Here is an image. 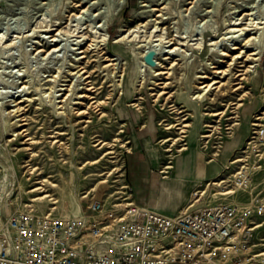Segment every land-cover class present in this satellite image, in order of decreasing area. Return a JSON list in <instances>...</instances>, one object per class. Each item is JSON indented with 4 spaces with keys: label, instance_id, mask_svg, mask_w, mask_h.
Here are the masks:
<instances>
[{
    "label": "rangeland",
    "instance_id": "1",
    "mask_svg": "<svg viewBox=\"0 0 264 264\" xmlns=\"http://www.w3.org/2000/svg\"><path fill=\"white\" fill-rule=\"evenodd\" d=\"M79 1L86 11L70 18ZM237 18L256 37L252 46L262 49V58L249 62L247 96L219 99L218 89L203 91L199 76L217 60L232 61L222 53L234 49ZM58 31L60 50H36ZM173 42L179 64L165 78L157 74L166 69L160 63L170 62ZM86 59L97 88L92 95L102 105L82 116L73 113L90 103L83 96L85 75L72 71ZM163 81L168 86L158 83ZM200 92L206 94L197 101ZM20 98H29L24 113L14 112ZM181 115L184 132L177 128ZM168 123L177 126L167 129ZM54 134L62 147L51 143ZM181 134L178 143L165 141ZM29 137L35 142H26ZM99 137L109 143L98 144ZM182 154H203L205 162H186ZM170 163L174 168L165 172ZM239 172L247 175L239 178ZM198 189L206 191L194 194ZM193 195L201 202L197 208L264 195V0H0V231L10 216L37 221L73 215L66 200L84 209L88 200L102 198L105 216L122 202L180 212ZM262 222L264 213H257L251 248L258 257L264 252Z\"/></svg>",
    "mask_w": 264,
    "mask_h": 264
},
{
    "label": "built area",
    "instance_id": "2",
    "mask_svg": "<svg viewBox=\"0 0 264 264\" xmlns=\"http://www.w3.org/2000/svg\"><path fill=\"white\" fill-rule=\"evenodd\" d=\"M104 206L93 197L81 218L7 217L0 264H264L251 248L264 195L173 213L132 202L102 216Z\"/></svg>",
    "mask_w": 264,
    "mask_h": 264
},
{
    "label": "bare ground",
    "instance_id": "3",
    "mask_svg": "<svg viewBox=\"0 0 264 264\" xmlns=\"http://www.w3.org/2000/svg\"><path fill=\"white\" fill-rule=\"evenodd\" d=\"M84 1V0H83ZM188 1V0H187ZM73 2V1H72ZM87 2V1H86ZM156 2V1H155ZM185 2V1H184ZM191 2V1H190ZM159 6V5H158ZM166 8V7H165ZM163 7H158L157 8V12L159 11V12H161V11H163ZM244 10V9H243ZM84 11H86L85 10V5H84V3L83 2H81V1H79V2H77V3H75L74 4V8H73V11H72V14H71V16H70V18H73L74 16L76 17H78L81 13H83ZM164 12V11H163ZM246 13V12H245ZM150 14V13H149ZM247 14H249V13H247ZM247 14H245V16L247 15ZM162 16V14L161 13H159L158 14V16L157 17H161ZM69 17V16H68ZM80 17V16H79ZM239 18H244V16H242V17H239ZM239 18H237L236 19V21L232 24V25H236L235 27H234V29H233V32H239V34L238 35H233V40H236L235 41V46L233 47L234 49L232 50V52H223L222 54H225L226 56H229V57H231V59H232V61H230V63H228V60H222V61H218L217 60V62H215V64L212 66V68H207L205 71H204V73L202 74V75H198L201 79V81H199L200 83H201V88L203 89V91H205V92H207V90H211L212 88H214V89H218V91H219V99H224V98H226V97H229V96H231L232 94H237V95H239L240 96V98H243V96H247L251 91H248V90H246V86H247V84H248V82L250 81V77L248 76L249 75V73H250V70H251V67H252V65H251V63L253 62V60H260L261 61V58H262V49L261 50H259L258 49V47L257 48H255V47H253L252 46V43H253V40L254 39H256V37H254L253 36V33L251 32V31H249V32H247V33H245L244 32V27H240L239 25H241L242 24V22H237V20L239 19ZM157 21H158V19H157ZM160 21V20H159ZM158 21V22H159ZM60 23V22H59ZM166 23V22H165ZM58 24V23H57ZM58 33H59V31L57 32V33H55V34H53V35H51L53 38H52V41H51V43H47V42H45V43H42L41 45H37L36 46V50H38V51H43V52H45V53H47V54H51V53H54V52H56L57 50H60L61 48H60V45H61V41L57 38V35H58ZM217 34V33H216ZM215 34V35H216ZM244 35V37L242 38V39H237V38H240L241 36H243ZM90 36V35H89ZM3 38V37H2ZM93 39V38H92ZM93 42H95V41H93ZM40 44V43H39ZM87 44H89L88 43V41H86L85 43H83L81 46H80V48H82L81 49V52L82 53H84V55H82L83 56V58H88V55H86V52H88L89 51V46H90V44L89 45H87ZM91 45H92V43H91ZM171 45V49H170V51L168 50V52L167 53H169L170 54V56H168L166 59H168V58H170V62L169 63H166V64H164V62H162V63H160L161 65V67L162 68H166V69H163V70H161L157 75H165V74H168L167 75V77H165V78H169L168 76H170V75H173V74H171L172 73V69H173V67H175V66H177L178 67V64H179V61L177 62V59H178V57L176 58V55H178L177 53H174V52H176L177 51V48H178V46L177 45H175V42H173L172 44H170ZM91 48H93V47H91ZM223 50H225V48H222ZM179 50V49H178ZM98 51H99V49H98ZM80 52V51H79ZM101 52V51H100ZM99 53V52H98ZM213 53V52H212ZM52 55H54V54H52ZM146 55H148V54H146ZM145 55V56H146ZM224 55V56H225ZM257 56L256 58L255 57H251V56ZM100 58V57H99ZM107 59H108V57H107ZM78 60V59H77ZM94 60V59H93ZM165 60V59H164ZM235 60V61H234ZM167 61V60H166ZM257 61H255L256 63H257ZM79 62H81V61H79ZM89 62H90V60L89 59H86L85 61L83 60L81 63H77L78 65L76 66V69H78L77 70V72H73L72 71V73L74 74V73H78V72H81L82 74H81V76H83V75H85V83H86V85L84 86V88H85V91L87 90V92L83 95L84 97H87V98H90V103H89V106H87V108H85V109H83L82 108V106L81 107H76L77 108V111H74V113L73 114H77V115H87V113H89V111H88V108H90V107H99L100 105H102V101H100L98 98H97V96H93L92 94L95 92V90L97 89L96 88V85H95V83H94V81H93V79H92V77H94V73H93V70H91V69H89ZM102 62V61H101ZM233 62H235V65H233L234 66V68H232V69H230V67L232 66V64H233ZM249 62H251V63H249ZM100 64V63H99ZM103 64H104V62H103ZM110 64H112V63H110ZM109 63L107 64V65H110ZM167 64H170L169 66L167 65ZM227 64V67H224V65H226ZM253 64V63H252ZM75 65V64H74ZM72 66V65H71ZM117 66V65H116ZM239 66V67H238ZM241 66V67H240ZM73 67V66H72ZM99 67H100V65H99ZM118 67V66H117ZM204 67H205V65H204ZM101 68H102V66H101ZM104 68V67H103ZM161 68V69H162ZM105 69V68H104ZM109 69V68H108ZM157 69V68H156ZM100 70V69H99ZM118 70V69H117ZM117 70H116V72H117ZM120 70V69H119ZM69 71V70H68ZM202 72V71H201ZM59 73H60V70H59ZM58 73V74H59ZM68 73V72H67ZM120 73V72H119ZM174 73V72H173ZM70 74H71V72H70ZM69 74V75H70ZM211 74H213V76L211 75ZM231 74V75H230ZM61 75V74H60ZM75 75V74H74ZM121 75V74H120ZM228 75H230V76H228ZM55 76H57L56 74H55ZM64 76V75H63ZM71 76V75H70ZM69 76V77H70ZM73 76V75H72ZM197 76V77H198ZM228 76V80L229 81H227L228 83H230V88L229 89H224V85L226 84L225 82H222V80L224 79V78H226ZM79 77H80V74H79ZM158 77V76H157ZM171 77V76H170ZM55 78H57V77H55ZM62 78V77H61ZM159 78V77H158ZM72 79V78H71ZM196 79V78H195ZM57 80V79H56ZM63 80V79H62ZM59 81H60V78H59ZM197 82V81H196ZM81 83V82H80ZM158 83H164V85H163V88L165 87V86H168V84H169V81L168 82H165V81H163V82H158ZM157 83V84H158ZM171 84V83H170ZM214 84H216V86L215 87H213L214 86ZM53 85V84H52ZM60 85V84H59ZM64 86H65V84H63ZM116 85V84H115ZM26 86V85H25ZM53 86H55V85H53ZM58 86V85H57ZM57 86H55V87H57ZM75 86V85H74ZM117 86V85H116ZM119 86V85H118ZM50 87V86H49ZM52 87V86H51ZM71 87V86H70ZM62 88V87H61ZM200 88V89H201ZM50 89V88H49ZM52 89V88H51ZM66 90H70V89H72V88H69V87H66L65 88ZM74 89H75V87H74ZM84 90V89H83ZM55 91V90H54ZM72 91H74L73 89H72ZM75 92V91H74ZM163 92V91H162ZM162 92H160L159 93V96L162 94ZM205 92H200V93H198V95H196V97L194 98L193 96H192V98H194V99H196L197 101L198 100H203L204 99V97H205ZM165 93H169V91H164V94ZM66 94V95H65ZM70 94V93H69ZM73 94V93H72ZM72 94H70V95H72ZM163 94V95H164ZM65 95V96H64ZM69 95V96H70ZM61 96V95H60ZM63 97H65V98H67L68 97V93H66V92H64L63 93V95H62ZM113 97V96H112ZM207 97V96H206ZM71 98V97H70ZM166 98V97H165ZM26 99V98H25ZM25 99H22V98H20L18 101H17V109H15V111L14 112H16V110L18 111V112H20V111H22V113H24V110L26 109V106L24 105V102H25ZM68 99V98H67ZM66 99V100H67ZM26 100H29V98H27ZM30 100H31V98H30ZM62 100H64V99H62ZM61 100V101H62ZM84 100V99H83ZM242 100V99H241ZM171 101V100H170ZM67 102V101H66ZM82 103V102H81ZM84 103H86V102H84ZM28 105V104H27ZM55 106V105H54ZM96 109V108H95ZM226 111V110H225ZM17 113V112H16ZM177 113H181L180 111H178ZM219 114H220V112H218ZM218 113H216V114H218ZM15 114V113H14ZM105 114V113H104ZM19 115V114H18ZM85 115V116H86ZM17 116V115H16ZM68 116L69 117H72V114L71 113H69L68 114ZM180 119V121L177 123V124H183V121L186 119V118H183V116L181 115L180 117H179ZM23 119H26V118H24L23 117ZM82 121H84V122H86L87 121V119H85V120H82ZM27 123V122H26ZM26 123H23V124H21V125H25ZM171 123H168V127H167V129H171V128H174V126L176 127L177 125H170ZM86 125V124H85ZM187 124H183V125H181L180 127H177L178 129H180L181 130V132H184V126H186ZM58 126H62V125H58ZM214 126V125H213ZM60 128V127H59ZM25 130V129H24ZM22 132H23V130H22ZM53 132H55V133H58L59 132V130H57V131H54L53 130ZM52 133V132H51ZM24 134V133H23ZM54 138H56V140L54 141L53 139V141H51V143H58V145L60 146V147H62L63 146V142L60 140V139H57V137H59L58 135H56V134H54V135H52ZM97 137V136H96ZM29 140H26V142H28V143H33V142H35V140H34V138L33 137H29L28 138ZM119 139V138H118ZM170 139H172L173 140V144L174 143H178L177 142V140H179V139H184L183 138V135L181 134V136H179V137H177V138H175V137H169V138H167L165 141H168V140H170ZM40 141V140H39ZM95 141H99L98 142V144H101L102 146H105L106 144H108L109 142L108 141H106V140H104V139H101V137H99V138H96L95 139ZM35 144V143H34ZM27 147V146H26ZM186 147H182V148H180V150H182V149H185ZM171 148H168V150H170ZM216 157L218 156L217 154L215 155ZM171 158H173V157H171ZM179 159H184L186 162H195V163H197L198 165L199 164H203V162H205V155H203V154H196V155H190V156H185V154H182V155H180V158ZM170 162H172V160H170ZM165 168H167V169H165L164 171L165 172H170V171H172L171 169L172 168H174L173 167V164H167L166 166H165ZM29 170V169H28ZM37 170V169H36ZM198 170H200V168L198 169ZM239 173H243V172H239ZM198 175H199V179H201V172L200 173H197ZM38 176V175H37ZM181 179H182V177H180ZM39 179V178H38ZM48 181V180H47ZM41 183L43 182V181H40ZM108 185V184H107ZM43 188V186H39V187H37L36 189H42ZM223 189L225 188V187H222ZM163 190L164 191H169L170 190V187L168 186V185H166V183H164V185H163ZM206 190L205 189H198V190H196V191H194V194H196V195H200V194H203L204 192H205ZM233 192L232 190H228V191H225L224 193H228V192ZM44 196H40L39 197V199H41V198H43ZM191 201L193 202L192 204H190V205H187V206H185V207H183L182 208V210L183 211H190L191 209H193L194 207L195 208H197V207H199L198 205L199 204H201V202L200 203H198V199H196V196L195 195H193V199H191ZM54 203V202H53ZM130 204H132V202H122V203H118V204H116V206L117 207H121V208H125V207H127V206H129ZM64 207L67 209L68 207H72V209H73V214H75L76 216H78L79 218H81L82 216H83V214H84V209L82 208V206L80 205V203L78 202V201H73V200H66V202L64 203ZM1 208H3V207H1ZM264 222H262V223H260L259 225H262ZM256 255V254H255ZM260 255H262L261 256V258H263L264 259V252H262V253H260Z\"/></svg>",
    "mask_w": 264,
    "mask_h": 264
},
{
    "label": "water",
    "instance_id": "4",
    "mask_svg": "<svg viewBox=\"0 0 264 264\" xmlns=\"http://www.w3.org/2000/svg\"><path fill=\"white\" fill-rule=\"evenodd\" d=\"M0 214H2V210L0 209Z\"/></svg>",
    "mask_w": 264,
    "mask_h": 264
}]
</instances>
